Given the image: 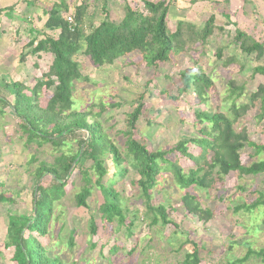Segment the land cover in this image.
Here are the masks:
<instances>
[{
    "label": "trees",
    "instance_id": "1",
    "mask_svg": "<svg viewBox=\"0 0 264 264\" xmlns=\"http://www.w3.org/2000/svg\"><path fill=\"white\" fill-rule=\"evenodd\" d=\"M114 1L124 9V17L117 23L108 19V0H96L102 4L94 9L93 14L88 13V0L77 6L73 13L64 0L53 4L39 0L46 17L44 30L38 31L33 27L26 30L30 38L23 47L20 62L25 63L28 56L40 59L42 55H49L52 57L51 65L33 86L8 83L0 77L2 118H6L8 112L12 115L17 122L19 139L25 140L26 148L36 145L38 151L49 145L53 151L47 159L31 156L29 164L38 166L30 174L34 181L30 213L18 215L8 212L4 250L12 251V264L72 262L70 255L75 254L77 249V230L71 227L68 235L62 236L66 226L62 225L57 230L60 217L56 215L57 206L69 195L68 187H78L73 197L75 206L87 211L90 210L88 201L93 191L99 190L103 202L97 212L102 226L108 228L116 223L131 237L132 228L141 217L139 210L131 211L123 203L125 181L137 188L139 198L143 200L146 207L143 221L150 214V226L173 225L179 229L170 220L164 206H151L152 192L161 184V179L166 188L183 193L181 210L206 224L213 214L202 208L197 191L209 192L216 184H223L230 173L253 177L264 175V160L248 167L242 164L245 149H254L256 155L264 152V132L263 144L257 145L250 140L246 128L238 130L242 119L251 110L257 111L255 118L258 122L264 121V85H260L256 92L248 93L245 84L231 78L222 80L220 93L212 74L203 70L181 73L182 86L177 87L176 93L161 90L159 95L178 102L191 93L193 105L199 109L193 112L192 138L183 139L164 151L153 150L138 138L143 97L134 103L135 107L127 115L117 140L104 128L101 120L103 111L94 112L96 106L79 110L75 99L77 86L89 80L82 75L77 56L87 58L95 69L113 66L118 61L137 56L148 67L157 70L170 62L172 57L197 54L202 60L206 59L210 40L227 34L224 27L216 25L214 15L199 28L186 21L171 26L167 19L173 0H143L141 10L131 7L129 0ZM27 5L32 8L35 3L28 2ZM9 9L0 10V14ZM99 13L105 18L95 26L93 21ZM232 26L231 43L237 47L241 57L256 62L250 79L257 75L264 78V41L236 24ZM226 49L223 46L216 49V65L226 68L237 64L241 67V60L225 56ZM201 59L196 58V64ZM42 90L51 94L45 107L40 106ZM212 95L220 98V104L213 101ZM243 98L248 100L247 103L239 104ZM224 103H229V106L222 107ZM99 107L105 110L104 103ZM77 172L79 178L74 181L73 176ZM44 178L45 181L40 182ZM3 187L0 182V189ZM0 203L13 205L15 201L6 192H0ZM257 208L264 210L262 192L252 204L243 203L236 211L250 213ZM124 214L131 216L127 224ZM96 234L97 224L93 216L85 225L91 250L96 247L90 242ZM193 246L194 251L186 254L181 264H201L198 247ZM119 249V246L113 245L109 257ZM100 257L108 261V257ZM251 257L264 262V249H249L244 258L227 264H243Z\"/></svg>",
    "mask_w": 264,
    "mask_h": 264
},
{
    "label": "rangeland",
    "instance_id": "2",
    "mask_svg": "<svg viewBox=\"0 0 264 264\" xmlns=\"http://www.w3.org/2000/svg\"><path fill=\"white\" fill-rule=\"evenodd\" d=\"M60 1L41 0V3L53 4ZM64 1L73 13L84 0ZM95 1L87 2L90 14L102 4ZM141 1L143 0L128 2L134 9L141 10ZM28 2L35 3V6L29 7ZM41 3L39 0H0V10L10 8L0 14V77L8 83L20 82L33 86L51 65L52 57L49 55H42L40 59L28 56L25 63L20 62L23 47L30 38L26 30L31 27L38 31L44 30L46 17ZM100 14H96L94 18L95 26L105 18V15ZM107 14L110 21L117 23L124 17L123 6L114 0H108ZM212 15L216 17V25L224 27L227 34L210 40L207 57L203 60L197 54L172 57L170 62L156 70L134 56L118 61L113 66L95 69L87 58L77 56L82 75L89 80L78 83L75 99L79 110L96 106L94 112L103 111L101 120L104 128L117 140L127 115L135 107L134 103L143 97L144 109L138 123L137 135L148 147L164 151L183 139L192 138L193 112L199 109L197 105H193L192 94H187L178 102L166 100L159 95L161 90H169L175 94L177 87L182 86L181 73L203 70L212 74L220 93L222 80L231 78L236 79L239 84H245L248 93H254L260 85H264L263 77L257 75L253 80L250 79L256 62L254 59L241 57L230 38L234 31L232 25L236 24L248 34H254L257 39L264 41V0H173L167 20L171 26L179 21H186L199 28ZM219 46L227 47L224 52L226 57L241 60V67L237 64L226 68L217 66L214 54ZM196 58L201 59L198 64ZM41 94L40 106L45 107L51 94L45 90ZM212 97L216 104H220L218 96ZM247 101L243 98L239 104ZM101 103L105 104V110L99 107ZM116 105L120 107H111ZM223 106L228 107L229 103H224ZM256 115V110L249 111L238 130L246 128L250 140L262 145L264 121L258 122ZM16 123L9 112L6 118L0 115V182L4 184L0 192H6L15 201L13 205L0 203V264H12V251L4 250L8 212L28 215L32 209L34 181L30 174L38 164H29L31 156L38 155L41 160L53 154L49 145L38 151L36 145L26 148L25 140L19 139ZM259 160H264V152L256 155L255 150L249 148L242 152V164L246 167ZM130 175L133 176L132 173ZM78 178L77 172L73 180L77 181ZM44 181L45 178L40 182ZM160 182L152 192L151 206H164L170 220L179 229L173 225L150 226V214L143 221L146 208L143 200L139 198L137 188L125 181L123 203L131 211L139 210L141 217L132 228L131 237L116 223L108 228L102 226L101 216L97 212L103 202L99 190L93 191L92 198L88 201L90 210L87 211L75 206L73 197L78 187H68L69 195L56 208V215L60 217L57 230L62 225L66 226L62 236H67L71 227L77 230V249L75 254L70 255L72 262L68 264H73V261H77V264H181L186 254L194 251L193 244L198 247L201 264H227L244 258L249 249H264V210L257 208L250 213L245 210L236 211L238 206L243 203L250 205L259 198L260 192L264 193V175L253 177L230 173L223 184H216L209 192L197 191L202 208L213 214V218L206 224L181 210L182 192L166 188L162 179ZM124 215L127 224L131 216ZM93 216L97 224V234L90 241L96 244L91 250L88 236L85 235V225ZM113 245L120 249L109 257ZM100 252L102 256L108 257V261L100 257ZM243 264L264 262L251 257Z\"/></svg>",
    "mask_w": 264,
    "mask_h": 264
},
{
    "label": "built area",
    "instance_id": "3",
    "mask_svg": "<svg viewBox=\"0 0 264 264\" xmlns=\"http://www.w3.org/2000/svg\"><path fill=\"white\" fill-rule=\"evenodd\" d=\"M68 21H69V22H71V19H70V18H68Z\"/></svg>",
    "mask_w": 264,
    "mask_h": 264
}]
</instances>
